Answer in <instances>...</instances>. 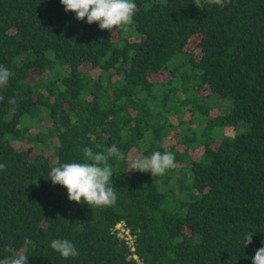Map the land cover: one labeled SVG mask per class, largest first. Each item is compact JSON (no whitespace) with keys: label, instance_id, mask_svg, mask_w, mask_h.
<instances>
[{"label":"trees","instance_id":"16d2710c","mask_svg":"<svg viewBox=\"0 0 264 264\" xmlns=\"http://www.w3.org/2000/svg\"><path fill=\"white\" fill-rule=\"evenodd\" d=\"M134 2V23L110 32L61 0H0V65L14 74L0 88V259L11 246L28 264H252L264 246V0ZM112 145L114 205L51 182L84 147ZM154 151L175 167L131 169ZM120 221L134 252L111 231Z\"/></svg>","mask_w":264,"mask_h":264},{"label":"clouds","instance_id":"9594fccd","mask_svg":"<svg viewBox=\"0 0 264 264\" xmlns=\"http://www.w3.org/2000/svg\"><path fill=\"white\" fill-rule=\"evenodd\" d=\"M207 4H216L224 7L231 0H205ZM66 12H74L75 18L88 24L98 23L101 30L112 32L120 27L127 31L134 23L133 17L137 8L134 0H61ZM195 6L203 9L201 0H195ZM14 75L6 66L0 65V88H5L10 77ZM4 99L0 96V101ZM10 105L17 104V98L8 100ZM15 107L12 111H15ZM84 162L63 163L54 166L50 170L51 182L66 187L68 199L76 203H86L92 209L95 207L112 206L117 200L113 183V169L109 163L110 158L119 159L121 153L116 145H112L103 152H94L90 147L82 149ZM175 167V155L171 152L154 151L150 156L137 157L132 161L131 169L138 172H150L153 177L163 175L168 169ZM7 168L6 164H0V171ZM252 234L245 233L243 243L245 248L252 244ZM264 245V241L261 242ZM32 244L29 238H25V247ZM51 248L63 258L77 257L78 250L68 239H53ZM5 251L9 253L0 264H28V256L23 251H18L7 246ZM252 264H264V246L259 247L252 257Z\"/></svg>","mask_w":264,"mask_h":264},{"label":"built area","instance_id":"2783aa9c","mask_svg":"<svg viewBox=\"0 0 264 264\" xmlns=\"http://www.w3.org/2000/svg\"><path fill=\"white\" fill-rule=\"evenodd\" d=\"M112 233L115 234L117 237H121L125 240V242L128 244V247L131 251H135L134 249V235L130 232L128 227L125 225L123 221H120L115 224V226L112 228ZM135 259V264H142L140 260H138L135 253L131 255Z\"/></svg>","mask_w":264,"mask_h":264},{"label":"rangeland","instance_id":"374dc122","mask_svg":"<svg viewBox=\"0 0 264 264\" xmlns=\"http://www.w3.org/2000/svg\"><path fill=\"white\" fill-rule=\"evenodd\" d=\"M37 148L40 149V147H38V146H37ZM45 152H49V150L47 149V150H45ZM132 154H133V157H136L138 155L135 151L132 152Z\"/></svg>","mask_w":264,"mask_h":264}]
</instances>
